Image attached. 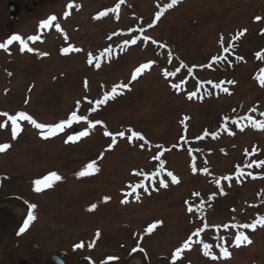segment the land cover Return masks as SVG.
I'll return each instance as SVG.
<instances>
[{"label": "rangeland", "instance_id": "rangeland-1", "mask_svg": "<svg viewBox=\"0 0 264 264\" xmlns=\"http://www.w3.org/2000/svg\"><path fill=\"white\" fill-rule=\"evenodd\" d=\"M124 1L118 19L111 11L100 19L95 17L115 8L120 0H61L59 6L39 11L41 19L48 15L58 17V21L44 32L38 31L45 44L35 42L33 71L21 76L23 82L37 83L32 103L20 105L28 83L21 86L20 96L0 97L2 106L31 110L35 119L49 125L59 119L66 121L73 112L88 118L65 128L64 145L54 141L48 146L53 144L60 152L56 155L66 175L75 169L79 173L93 161L99 171L81 177L79 185L63 176V193L54 197L60 199L61 208L64 205V220H53L56 204L49 207L43 202L41 209L49 216L46 232L63 236L69 245L99 230L104 241L113 244L117 236H123L120 226L131 225L133 228L125 230L131 235L138 226L161 222L148 241L153 252L166 239L162 247H172L199 225L200 234L193 238L189 251L192 264H264V227L258 225L254 231L231 227L264 217V165L260 168L255 163L264 161V130L252 127L245 119L264 121L260 115L264 113V87L256 79L264 69V59L256 56L264 52V0H180L158 21L156 14L171 0ZM70 3L78 8L73 7L65 18ZM154 21V27H149ZM56 24L62 32L56 30ZM243 30L245 34L234 40ZM66 47L81 51L64 54ZM89 53L93 58L104 53L99 68L95 59L89 64ZM41 54L47 57L42 59ZM214 57L222 59L213 62ZM149 62H153L151 68L131 81L134 70ZM165 71L172 75L166 78ZM17 80L21 81L18 75ZM122 83L129 84L131 90H122V95L90 111L95 101ZM173 84L180 87L174 89ZM192 93L196 95L189 99ZM233 120L247 126L241 131ZM88 121H102L103 125L96 124L88 136L74 143L65 142L87 129ZM105 130L113 135L123 131L125 136L116 135L115 146L108 150L112 137H106ZM132 131L145 140L130 141ZM34 135L24 133L23 142L17 143L13 153H17L16 161L30 163L31 174L55 165L48 160L50 152L40 153L43 150ZM27 146L30 148H24ZM160 152L163 155L155 159ZM237 166L243 171L238 180ZM167 172L177 176L179 183L173 184ZM145 174L151 178L146 179ZM161 180L167 188L160 187ZM141 182L151 194L139 188V201L133 192L127 197L129 202L122 203L125 193L131 191L127 186ZM104 197L110 199L104 202ZM94 204L95 210L88 211ZM201 204L202 211L197 210ZM189 206L194 211L189 212ZM237 232H243L252 243L233 247ZM204 244L211 246L210 256L204 255ZM221 248L231 253L229 259L221 256Z\"/></svg>", "mask_w": 264, "mask_h": 264}, {"label": "flooded vegetation", "instance_id": "flooded-vegetation-1", "mask_svg": "<svg viewBox=\"0 0 264 264\" xmlns=\"http://www.w3.org/2000/svg\"><path fill=\"white\" fill-rule=\"evenodd\" d=\"M60 2L61 0H0V43L6 42L13 35H20L25 40L30 36H39L40 39L37 40V43L43 42L44 45L46 39L44 40L38 31L47 30V28L42 29L40 26L51 16L48 17L47 15L45 19H41L37 14L39 11H46L51 5L59 6ZM56 20L58 21V17ZM36 44L28 41V46L34 50L32 52H22L19 42H14L7 51L0 50V97H11V95L15 97L17 94L20 96L21 86L28 83L24 90V99L20 105L22 106L24 101L32 103L31 94L34 92L35 82H23L21 76L23 77V75L33 71L32 57L36 50ZM40 57L43 59L47 55L41 54ZM34 58L36 59L34 63L38 64L39 59ZM39 71L41 76L44 71L42 68ZM17 75L21 80L19 82ZM0 112H6L10 115L24 112L34 118V113L31 110L15 109L9 105L5 107L0 104ZM6 120V117H0V123H4ZM35 120L38 123L49 125L39 122L40 120ZM61 121L64 120L59 119L52 125ZM18 124L23 130L16 139H12L10 121L7 122V127L0 129V144L11 145L5 152L0 153V264H173V255L177 249L181 248L185 242H189V239L191 244L199 225L195 226L183 240L178 241L172 247H162L166 239L160 246L154 248L153 252H150L147 245L156 233L151 231L146 234L145 230L148 228L146 225L138 226L131 235L125 233L129 227L133 228L131 225L128 227L120 226L119 231L123 236H117L113 244H107L104 241V234L99 230H95L89 237L75 240L69 245H65L63 236L48 234L46 226L49 216L45 215L41 209L43 202L49 207L55 203V210L52 211L51 217L56 222L59 220L63 222L64 205L62 208L60 207V199L55 198L54 194L63 193L62 185L63 181L66 180L65 177L78 185L81 177L78 176L77 169L66 175L62 162H59L56 155L60 152L53 144L48 146L54 141H61V144L64 145L65 130L49 139H43L40 130L28 121L21 120L18 121ZM27 131L37 135L35 141L41 144L40 147L43 150L40 153L49 154L50 152L48 160L55 164L52 167L43 166L44 171L41 173L38 171L31 174L28 166L30 163L28 161H16L17 153L13 154L17 143L23 142L24 133ZM24 148H30V146ZM52 172L58 174L62 179L55 182L52 187L36 192L34 181L42 179ZM33 204L36 206L34 210L30 208V205ZM89 208L87 207L88 211ZM30 212L36 218L30 223L27 230L21 233L20 229L24 227ZM98 213L101 212L98 211ZM97 232H99L98 239ZM52 235L56 236L55 239ZM81 242L84 244L83 248H74ZM90 243L94 245L91 248L88 246ZM162 251L166 252L158 254ZM189 251L191 248L184 250L180 258L176 260V264H192V261L189 260Z\"/></svg>", "mask_w": 264, "mask_h": 264}, {"label": "snow or ice", "instance_id": "snow-or-ice-1", "mask_svg": "<svg viewBox=\"0 0 264 264\" xmlns=\"http://www.w3.org/2000/svg\"><path fill=\"white\" fill-rule=\"evenodd\" d=\"M179 2H180V0H171V2L164 9H162L160 12H158L156 14V20L158 21L160 19V16L163 14V12L167 11L168 8L174 7ZM122 3H124V0H120V3H118L115 8L110 9V10H107V11L102 12V13H99L97 15V17H95V19H100L101 17L108 15V12L109 11L116 13V16H117V19H118L119 18V8H120V4H122ZM73 7H77L78 8V5H74V4L70 3L68 5L69 11L65 13V18H67V16L70 14V10ZM260 19H261V17H256V20L257 21H259ZM55 20H56V17L55 16L50 17L47 21L43 22L40 27L42 29L48 28V27L52 26V24H53V22ZM154 25H155V21L153 22V24L149 25V27H154ZM55 27H56V30L58 32H62L63 31L61 29V27H60L59 24H56ZM245 32H246V30H243L241 32H238L233 39L234 40L235 39H239L240 36H242V35L245 34ZM65 38L67 39V37H65ZM39 39H40L39 36H30V37L27 38V40H25L20 35H13L6 42L0 43V50L7 51L10 45H12L14 42H19V44H20V50L22 52L23 51L32 52L34 50L28 46V41H32L34 43V42H36ZM143 39L145 40V42H147V40H148L147 37H144ZM127 43H128V41H125V44H127ZM131 43L132 44H135L136 43V40L133 39L131 41ZM153 43H156V42L153 41ZM160 47H164V45H160ZM221 47L223 48V37H221ZM72 51L79 52V51H81V49L73 48V47H66V48L62 49V52L64 54H68L69 52H72ZM106 51L108 53H110L111 52V49H107ZM224 51H227V49H224ZM44 55H46V54H44ZM103 56H104V53H101V56L93 58L92 55H91V53H89V60H88V62L91 65L93 63V59H95L96 60L95 67L99 68L100 67V61H101V58ZM256 56H257L258 59H264V52L257 53ZM218 59H222V57H214L213 58V62H215ZM237 59H242V57H237ZM152 63L153 62L145 63V64H142L139 67H137L134 70V72L132 73L131 81H135L138 78L139 75L143 74V72L145 70L150 69L151 66H152ZM9 75H11V73H9ZM163 75L167 78L168 76L172 75V73H169V72L165 71L163 73ZM256 79L259 81L260 85L262 87H264V69H261V71L257 75ZM227 83L233 84L234 81H228ZM85 86L87 87V82H85ZM172 87L174 89H177L180 86L178 84H173ZM216 87H220V85H216ZM118 89H121V91H118ZM122 90H128V91H130L131 88H130L129 84H123L122 83L120 85H114L112 87L110 93H105L102 99H98L97 101H95V106L90 111H96V110H98L99 106L106 104L110 99H114L117 95H122L123 94V91ZM222 90L225 93L231 94V93H229L228 88H223ZM195 95H196L195 93H192V94H190L188 96V98L189 99H192L193 96H195ZM90 103H91V101H90ZM77 105H78L77 111H79V102H77ZM253 111H254V109H253ZM260 115L261 116H264V113H261ZM0 117H6L7 118V120L4 123H0V129L7 127L8 126L7 125V122L8 121L11 122L12 139H16L17 136L23 130L20 127V125L18 124V121H21V120L28 121L36 129L40 130L41 136H42L43 139H49V138H51V137H53L55 135H58L59 133L63 132L66 127H70L74 122H79L81 120H85V121L88 120L87 116H83V117L82 116H79V115L76 114V112H73L70 115L69 119H67L66 121H61V122H59V123H57L55 125H44V124L38 123L34 118H32L30 115H28V114H26L24 112H20V113H18L16 115H10L9 113H6V112H0ZM186 119H187V117H185V120ZM245 119H247L249 121V123H250V125L252 127L257 128L258 130H264V121H256V120L252 119L251 117H246ZM232 123L233 124H237L240 127V130L241 131H243L244 130V127L247 126V125H239L238 121H235V120H233ZM96 124L103 125V122L102 121H96V122L88 121V128L87 129H85L84 131H81L78 136H69L68 139L65 142L66 143H68V142H73L74 143L78 139L88 136L90 134L89 129H94L96 127ZM230 134H232V133H230ZM104 135L106 137H108V136L112 137V144L109 146V149H108V150H111V148L115 146V143H116V135H118L121 138H124L125 133L123 131H121V132L113 135L109 131L105 130L104 131ZM205 135H207V133H205ZM132 138H135V139H138V140H145V138L141 134H139V133H137L135 131H132L131 132V137H129V140L131 141ZM145 143H147V141H145ZM10 147H11V145L10 144H7V143L0 144V153L5 152ZM157 147L159 148L160 146H157ZM255 151L256 150L253 149V154H255ZM245 154L247 155L248 153L246 152ZM162 155H163V152H160L154 158L157 159V160H159L160 159V156H162ZM255 163H256V166L257 167H260L261 165H264V161H259V162H255ZM246 166H250V165H246ZM98 171H99V169L96 166V162L93 161V162L88 163L85 166V168L78 173V176L79 177H84V176H87V175L95 174ZM160 171L161 172L164 171V162L163 161L160 162ZM193 171L194 172L196 171L195 166H193ZM237 173L239 174L236 177V179L238 180L239 179V176L240 175H243V171H242V169L239 166H237ZM158 174L159 173H157V175ZM133 175H142V173L133 172ZM167 176L171 179V182L173 184L179 183L178 177L175 176L172 172H167ZM145 178L146 179H150L151 177H148L145 174ZM61 179L62 178L58 174H56L55 172H52V173L48 174L47 176H45L42 179L35 180L34 181V185H35L34 190L36 192H41V191L45 190L46 188L52 187L55 182H57V181H59ZM223 179H226V180L231 181L232 177H224ZM217 186L220 187V181L219 180H217ZM127 187L130 188L131 191L125 193V199L121 201L122 203H128L129 201H128L127 197L128 196H131L133 192H136L137 193L136 196H135V199H136V201H139L140 195L137 192V189H139V188H143L145 192H147L149 195L151 194L149 192L148 188L143 184V182H141L139 184H136V185L129 184ZM160 187L161 188H167L168 185H167V183H165L164 180H161L160 181ZM153 190L155 191L157 189L153 188ZM221 194H224L222 187H221ZM193 195L194 196H198L199 194L198 193H193ZM109 199H110V197H104V202H107ZM209 199H212V197H210ZM35 207L36 206L34 204L33 205H30V208L33 209V210L35 209ZM95 208H96V205L94 204V205L91 206V208H89V211H93V210H95ZM202 209H203V205L201 204L200 208L197 209V210H201L202 211ZM188 211L189 212L194 211L193 207L192 206H189ZM35 218H36L35 215H33L30 212L29 215H28V219H27V221H25L24 227H22L20 229V232L23 233L24 231H26L27 228L30 226V223L32 221H34ZM160 223L161 222H155L152 225H150L145 230L146 231V234H149ZM258 225L260 227H264V217H258L257 220L254 221L252 224L232 225L231 227H240V228H244V229H251V230L254 231L257 228ZM205 227H207V225H205ZM199 234H200L199 231H197L196 233H194V235H197V236H199ZM98 238H99V232H97V239ZM250 243H252V241L249 239V237L247 235H245L243 232H237L236 233V236H235V242L233 244V247H239L242 244H250ZM88 246H89V248H91L94 245L92 243H90ZM83 247H84L83 242H81L80 244H77V245L74 246V248H83ZM210 247L211 246L210 245H207V244H204L203 245V248L205 249V251H204V255L205 256H210L211 255V253H210ZM189 248H190V239H189V242H185L182 245V247L179 248V249H177V251L174 253V255H173V264H176V260L180 258L181 253L184 250L189 249ZM220 254H221V256L224 259H229L230 256H231V253L228 251L227 248H221V253ZM211 259L215 260V259H217V257L216 256H211Z\"/></svg>", "mask_w": 264, "mask_h": 264}]
</instances>
